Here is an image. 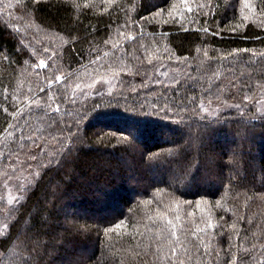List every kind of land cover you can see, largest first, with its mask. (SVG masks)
I'll return each instance as SVG.
<instances>
[{
  "label": "trees",
  "instance_id": "trees-1",
  "mask_svg": "<svg viewBox=\"0 0 264 264\" xmlns=\"http://www.w3.org/2000/svg\"><path fill=\"white\" fill-rule=\"evenodd\" d=\"M0 264H264V0H0Z\"/></svg>",
  "mask_w": 264,
  "mask_h": 264
},
{
  "label": "bare ground",
  "instance_id": "bare-ground-1",
  "mask_svg": "<svg viewBox=\"0 0 264 264\" xmlns=\"http://www.w3.org/2000/svg\"><path fill=\"white\" fill-rule=\"evenodd\" d=\"M27 12V11H26ZM16 19V18H15ZM21 19V18H20ZM25 19V18H24ZM202 52V51H201ZM205 56V55H204ZM7 62V61H6ZM28 74V73H27ZM142 79V78H141ZM14 85H15V83H14ZM139 86V85H138ZM6 104V103H5ZM128 114V113H127ZM64 120V119H63ZM118 130V129H117ZM82 132H83V130H82ZM63 143V142H62ZM61 143V144H62ZM60 144V143H59ZM8 149V148H7ZM261 152V151H260ZM20 173V172H19ZM24 173V172H23ZM16 174V173H15ZM9 175V174H8ZM32 181V180H31ZM2 182V181H1ZM3 183V182H2ZM2 192H4V188H3V191ZM21 199V198H20ZM2 216H4V215H2ZM168 221V220H167ZM24 229V228H23ZM25 238V237H24ZM16 251V250H15ZM16 253V252H15Z\"/></svg>",
  "mask_w": 264,
  "mask_h": 264
},
{
  "label": "snow or ice",
  "instance_id": "snow-or-ice-1",
  "mask_svg": "<svg viewBox=\"0 0 264 264\" xmlns=\"http://www.w3.org/2000/svg\"><path fill=\"white\" fill-rule=\"evenodd\" d=\"M57 111H59V108H57ZM21 139H23V137H21ZM29 139H30V137H29Z\"/></svg>",
  "mask_w": 264,
  "mask_h": 264
}]
</instances>
